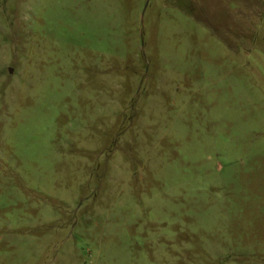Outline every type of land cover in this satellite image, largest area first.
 <instances>
[{"label": "rangeland", "instance_id": "374dc122", "mask_svg": "<svg viewBox=\"0 0 264 264\" xmlns=\"http://www.w3.org/2000/svg\"><path fill=\"white\" fill-rule=\"evenodd\" d=\"M0 264H264V0H0Z\"/></svg>", "mask_w": 264, "mask_h": 264}]
</instances>
